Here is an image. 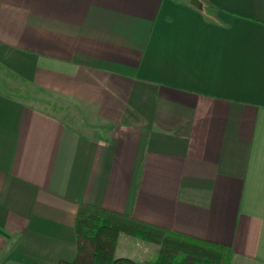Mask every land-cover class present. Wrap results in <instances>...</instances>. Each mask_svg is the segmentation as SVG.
I'll use <instances>...</instances> for the list:
<instances>
[{
  "label": "crops",
  "instance_id": "0c3cea01",
  "mask_svg": "<svg viewBox=\"0 0 264 264\" xmlns=\"http://www.w3.org/2000/svg\"><path fill=\"white\" fill-rule=\"evenodd\" d=\"M201 1L0 0V264L73 260L82 203L264 264V0Z\"/></svg>",
  "mask_w": 264,
  "mask_h": 264
},
{
  "label": "trees",
  "instance_id": "16d2710c",
  "mask_svg": "<svg viewBox=\"0 0 264 264\" xmlns=\"http://www.w3.org/2000/svg\"><path fill=\"white\" fill-rule=\"evenodd\" d=\"M75 230L77 254L58 264H232L230 246L190 237L97 205L78 207ZM157 246L152 259L136 260L116 254L121 235Z\"/></svg>",
  "mask_w": 264,
  "mask_h": 264
},
{
  "label": "rangeland",
  "instance_id": "374dc122",
  "mask_svg": "<svg viewBox=\"0 0 264 264\" xmlns=\"http://www.w3.org/2000/svg\"><path fill=\"white\" fill-rule=\"evenodd\" d=\"M2 71L3 70L0 69V86L2 88H6L11 93L17 95H23L22 92L26 93L27 89H25L21 83L14 81L13 78L8 77L7 72L2 73ZM19 92L21 94H19ZM157 249L155 244L146 243L142 240L122 234L118 242V252H116V254L118 256L123 255L141 261L156 257Z\"/></svg>",
  "mask_w": 264,
  "mask_h": 264
},
{
  "label": "water",
  "instance_id": "95a60500",
  "mask_svg": "<svg viewBox=\"0 0 264 264\" xmlns=\"http://www.w3.org/2000/svg\"><path fill=\"white\" fill-rule=\"evenodd\" d=\"M190 3L196 7V8H199L201 9L203 7V3L201 0H190Z\"/></svg>",
  "mask_w": 264,
  "mask_h": 264
}]
</instances>
